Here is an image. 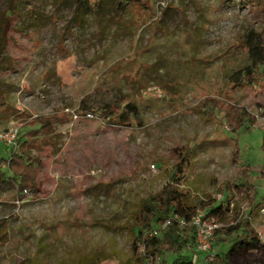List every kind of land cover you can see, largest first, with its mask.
I'll return each instance as SVG.
<instances>
[{
  "label": "rangeland",
  "instance_id": "obj_1",
  "mask_svg": "<svg viewBox=\"0 0 264 264\" xmlns=\"http://www.w3.org/2000/svg\"><path fill=\"white\" fill-rule=\"evenodd\" d=\"M74 1L19 0L6 25L0 158L21 152L36 177L32 191L0 192V264H154L131 249V229L181 153L190 203L223 200L218 185L242 170L264 196V76L235 75L249 44L264 46V0H131L117 17L99 0L80 20ZM95 91L129 103L121 123L81 112ZM222 103L244 108L250 129L232 131ZM232 192L222 231L248 209L247 191ZM250 222L264 236V209Z\"/></svg>",
  "mask_w": 264,
  "mask_h": 264
},
{
  "label": "trees",
  "instance_id": "obj_2",
  "mask_svg": "<svg viewBox=\"0 0 264 264\" xmlns=\"http://www.w3.org/2000/svg\"><path fill=\"white\" fill-rule=\"evenodd\" d=\"M19 0H10L9 7L0 17V68L7 63L5 55L6 25L10 20L13 8ZM131 5V0H111L113 15L119 16L121 11ZM75 15L99 14V0H75ZM75 16V17H76ZM249 65L237 70L243 74V79L250 81V66H255L260 75L264 76V46L253 40L248 46ZM122 97L111 95L104 91H95L86 96L80 103L81 112L89 114L96 112L102 118L115 119L118 123L123 121V116L129 103H122ZM5 106V101L0 95V108ZM223 113L225 124L236 131L243 127L250 129L251 116L245 109L229 103H222L219 107ZM25 145L20 142L19 148ZM261 151L264 154V139H262ZM237 151H234L236 154ZM186 154L181 153L170 179L162 188L153 195L140 200L136 222L131 229V249L142 258L154 264H196L194 250L197 251L195 241V228L190 225V219L198 212L202 218H214L221 220L232 211L230 207L233 201V189L247 191L246 199L248 209L244 217L234 225L226 227L223 231L215 229L212 237L214 259L204 260L202 264H235L234 260L246 253L257 252L264 264V242L260 240L253 229L250 217L260 209H264V196L258 195L256 187L248 180L245 170L238 175L239 183L224 181L218 185L217 191L224 195L223 200L209 197L208 200L198 199L194 204L190 203L187 195L180 189L184 178V170L187 166ZM36 177V165L21 152L12 150L9 157L0 158V192L14 191L22 193L34 189ZM264 179V173L260 175ZM184 220L187 225L182 226ZM195 246V249L193 248Z\"/></svg>",
  "mask_w": 264,
  "mask_h": 264
},
{
  "label": "built area",
  "instance_id": "obj_3",
  "mask_svg": "<svg viewBox=\"0 0 264 264\" xmlns=\"http://www.w3.org/2000/svg\"><path fill=\"white\" fill-rule=\"evenodd\" d=\"M190 225L195 228V241L197 251L204 255L205 260L214 259V251L212 248V234L215 229H217V224L214 218H202L201 213H197L193 216L190 221ZM182 226H186L187 223L184 220L180 221ZM258 237L262 242H264V236L257 233Z\"/></svg>",
  "mask_w": 264,
  "mask_h": 264
}]
</instances>
